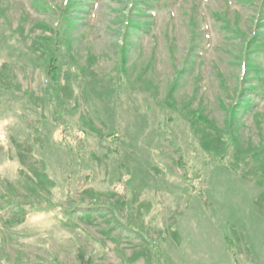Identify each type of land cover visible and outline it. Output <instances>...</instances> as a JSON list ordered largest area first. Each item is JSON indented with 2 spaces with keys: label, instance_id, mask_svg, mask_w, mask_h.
Returning a JSON list of instances; mask_svg holds the SVG:
<instances>
[{
  "label": "rangeland",
  "instance_id": "rangeland-1",
  "mask_svg": "<svg viewBox=\"0 0 264 264\" xmlns=\"http://www.w3.org/2000/svg\"><path fill=\"white\" fill-rule=\"evenodd\" d=\"M85 262L264 264V0H0V264Z\"/></svg>",
  "mask_w": 264,
  "mask_h": 264
},
{
  "label": "trees",
  "instance_id": "trees-1",
  "mask_svg": "<svg viewBox=\"0 0 264 264\" xmlns=\"http://www.w3.org/2000/svg\"><path fill=\"white\" fill-rule=\"evenodd\" d=\"M69 13V6H67L64 10H62L61 11V13H60V16H61V18H64L65 16H67V14ZM59 41V40H58ZM58 41H56V46L58 45ZM56 55V52H52V55H51V62H50V64H49V67H48V73L49 74H52L53 72H56V70H57V68H58V59H57V57L55 56ZM197 119H200V120H202V121H204L205 123H207V124H210V125H212L210 122H208L207 120H203V117H201V115H199V117L197 118ZM231 131V130H230ZM230 131H228L230 134H231V132ZM229 134V135H230ZM219 135H221V133L219 134ZM232 135V134H231ZM233 141H234V138H233ZM235 143V142H234ZM21 155H23V152H21ZM21 158V157H20ZM23 158V157H22ZM24 159V158H23ZM37 169V168H36ZM122 205H126V201L125 200H122ZM84 253L82 252L81 254H80V256H81V259L83 260L84 259V255H83ZM87 262H85V264H86Z\"/></svg>",
  "mask_w": 264,
  "mask_h": 264
}]
</instances>
